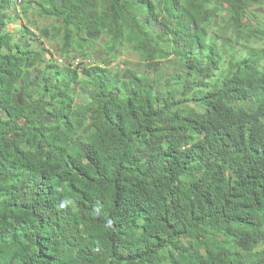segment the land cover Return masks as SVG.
Here are the masks:
<instances>
[{
	"label": "trees",
	"instance_id": "trees-1",
	"mask_svg": "<svg viewBox=\"0 0 264 264\" xmlns=\"http://www.w3.org/2000/svg\"><path fill=\"white\" fill-rule=\"evenodd\" d=\"M262 4L0 0V264H264Z\"/></svg>",
	"mask_w": 264,
	"mask_h": 264
},
{
	"label": "rangeland",
	"instance_id": "rangeland-1",
	"mask_svg": "<svg viewBox=\"0 0 264 264\" xmlns=\"http://www.w3.org/2000/svg\"><path fill=\"white\" fill-rule=\"evenodd\" d=\"M259 1L262 2L263 4L261 6H257V8L256 7L253 8L254 12L257 15V20L255 21V23L259 22V23H261V25H264V0H259ZM34 19L36 21H38V19H36V17ZM37 25L42 26L43 23L38 21ZM24 26H26L25 21H24V19L21 18L19 20L18 24H11L9 26V31H11L13 33H16L15 31L18 30V28H21V27H24ZM48 48L52 49L51 44H48ZM128 61H129V63H135L136 62L134 57H130L128 55H124L118 60L117 64H120L123 67H127L128 66Z\"/></svg>",
	"mask_w": 264,
	"mask_h": 264
},
{
	"label": "clouds",
	"instance_id": "clouds-1",
	"mask_svg": "<svg viewBox=\"0 0 264 264\" xmlns=\"http://www.w3.org/2000/svg\"><path fill=\"white\" fill-rule=\"evenodd\" d=\"M56 60H58L61 65H67V61L63 60L62 58H59V57L56 56ZM69 62L71 63V65L73 67H79V66H82V65H86V66L87 65H89V66L95 65L94 61L90 60V59L73 58V59H70Z\"/></svg>",
	"mask_w": 264,
	"mask_h": 264
}]
</instances>
